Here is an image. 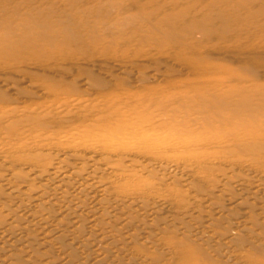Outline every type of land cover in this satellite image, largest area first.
<instances>
[{"label": "rangeland", "instance_id": "rangeland-1", "mask_svg": "<svg viewBox=\"0 0 264 264\" xmlns=\"http://www.w3.org/2000/svg\"><path fill=\"white\" fill-rule=\"evenodd\" d=\"M0 264H264V0H0Z\"/></svg>", "mask_w": 264, "mask_h": 264}, {"label": "bare ground", "instance_id": "bare-ground-1", "mask_svg": "<svg viewBox=\"0 0 264 264\" xmlns=\"http://www.w3.org/2000/svg\"><path fill=\"white\" fill-rule=\"evenodd\" d=\"M228 11V10H227ZM137 12V11H136ZM192 13V12H191ZM209 13H210V11H209ZM181 14V13H180ZM178 15V14H177ZM210 16V15H209ZM181 20V19H180ZM219 25V24H218ZM217 28H218V26H217ZM86 43V42H85ZM220 85V84H219ZM225 85V84H224ZM224 87V86H223ZM220 89V88H219ZM225 90V89H224ZM227 91V90H226ZM225 93V92H224ZM224 93H222V94H224Z\"/></svg>", "mask_w": 264, "mask_h": 264}]
</instances>
